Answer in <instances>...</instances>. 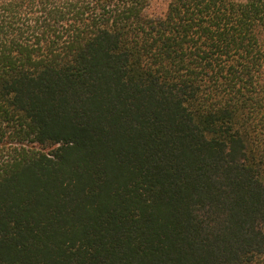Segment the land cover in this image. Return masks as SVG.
I'll return each mask as SVG.
<instances>
[{"label": "trees", "instance_id": "trees-1", "mask_svg": "<svg viewBox=\"0 0 264 264\" xmlns=\"http://www.w3.org/2000/svg\"><path fill=\"white\" fill-rule=\"evenodd\" d=\"M0 0V264H264V0Z\"/></svg>", "mask_w": 264, "mask_h": 264}, {"label": "rangeland", "instance_id": "rangeland-1", "mask_svg": "<svg viewBox=\"0 0 264 264\" xmlns=\"http://www.w3.org/2000/svg\"><path fill=\"white\" fill-rule=\"evenodd\" d=\"M167 5L168 0H153L148 12L155 16L162 15L166 12Z\"/></svg>", "mask_w": 264, "mask_h": 264}]
</instances>
